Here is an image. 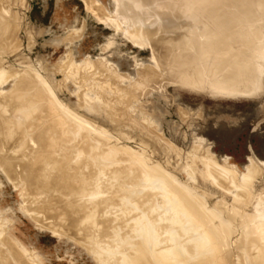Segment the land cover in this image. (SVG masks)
<instances>
[{"label": "rangeland", "instance_id": "1", "mask_svg": "<svg viewBox=\"0 0 264 264\" xmlns=\"http://www.w3.org/2000/svg\"><path fill=\"white\" fill-rule=\"evenodd\" d=\"M99 1L103 4L108 12L115 10V4L113 0ZM153 1L154 3L152 1L148 2L150 3L148 4L149 6L147 5L148 7H145L144 9L145 11H148L146 12L147 14L149 13L148 15L145 14L147 16H145V19L147 18L145 24L151 27L149 30L153 31L155 34L152 36V40L149 41L143 40L142 35L139 36L137 33H135L138 32L139 29L137 26L138 23H135L137 26V31H135L136 27L133 28L134 25L132 26L130 24V26H128V24V27L125 26L128 30L126 33L127 35H125L120 30L116 31L114 27L105 25L103 20L107 18L105 16L107 15L106 12H104L103 16H101L103 11L100 13V10H94L96 11V15L99 14V16H94L86 10V3L82 0H0V71H2L0 77L4 78V82L0 84V100L3 99V97L6 96L10 91H12V89L15 88L17 83L24 76H32L30 77L32 81L34 80L38 83V87L35 89H44L45 87V98L57 101V108L58 105L62 106L60 111L64 112L63 114L66 116V120H72L71 123L74 125L73 133H75L74 136H76L73 137V140H71V143H69L73 145L70 146L71 153L67 152L66 154L65 152L64 154L65 156L69 155L68 157L66 156V158H70V160L68 161L63 155L64 157H62V159L66 160V162L63 160L65 163L57 168H66V170L68 169L67 171L70 173L75 169L76 171L74 170L72 173L73 175L70 174L71 184H73H70L71 188L75 191L79 189L83 192L81 193L78 190L80 194L74 193L75 196L72 195L71 201L74 205L79 207L81 204H83L84 206L82 208L79 207L80 211L79 213L77 212L76 217H74L75 214L72 215L74 218L73 221L70 219L71 225H69L65 220V215H58L61 210L57 212L55 209H47V202H40L45 204L39 206L38 200L41 198V200H44L51 194L48 192H45L44 194H42L43 192H39V194L35 193L37 194L36 197H39L38 200L35 198V194L33 195V193H31V196L29 194L31 191H27L29 189L27 188L29 186H26L28 185L26 183L27 181L23 180L24 178L20 171L21 167L17 166L18 164L15 163L16 158L24 153L23 150H28L26 146H39V143H36L35 140H31L30 142L29 138H27L29 141L27 140L22 145V142L20 143L21 140L15 141L19 143V145L16 143L14 144L18 145L19 147L14 145L13 148H10L5 152L8 157L11 156L8 159V164H6V161L0 157V242L6 241L8 238L10 241L11 239L17 241L22 247L25 246V250L27 249V252H29L25 257L29 260H27V263L25 264H36L37 261V264H113V262L114 264H117V260L118 264H125L127 255H130L128 256L129 258H134L136 253L143 252L141 249H139V247H141L143 250V241L141 242L138 240L139 238L141 240L143 238L141 230L136 231L131 229L132 225L135 223L133 219L136 217L135 215L137 211H132L134 209L130 207L131 202L127 204L128 208H130L128 210L127 208L125 209V207H123L126 206V204H122L123 202L125 203L127 201H123L122 203L119 201L125 197L127 198V196L131 194V192H128L131 188V191H133L135 189H139L140 187L150 188L158 186L160 184V179L165 175L168 176L165 179L179 184L185 190H189L192 193H201L203 195V200L201 201L203 206L211 211L219 208V204L232 205L234 201L232 194L221 190L211 181L206 182L200 175H197L196 182L192 179H189L190 177L188 173L191 170V165H193V162H191V157H188V153L192 151L194 144H196L195 141L202 142L198 138H204L206 142H202V145L205 147V145L208 143L220 159L224 156H228L230 161L236 164L235 166L237 169L239 168L241 172L243 171V174L247 173V167L251 165L250 159L252 158H250V156L254 157L255 160L260 161V164L262 161L263 164H261V167L263 166L262 168L264 169V94L262 93L263 91L261 88L258 87V85L260 86V84H262L260 87L264 89V81L262 80L263 83L259 82L260 84L257 83L259 80H257V76L259 75L261 77L260 79H262L264 78V74L261 75L256 73L259 72L258 64L264 62L262 57H258L261 52L263 54V51H260V54H258L259 51L257 53L255 51L257 54L256 57L263 59L262 61L260 60L259 63V59L254 57L256 54L253 52V49L252 52L254 54L250 56V61L252 62L248 60L251 66L248 62L250 67L248 66L247 73L245 72L246 75L243 74L245 76H241L239 78L240 80L238 79L239 84H241L240 86L238 85L241 89H238L242 91L251 81L254 82V85L257 83L258 85L255 86V88H253L254 85L252 83L250 84H252L251 87L254 89V91H257L256 94L259 93L258 95L260 96L257 97L256 95H252L253 91H251L252 93L249 92L251 96L250 94L247 96L235 95L237 98H234V95L232 94V96L229 95V97L232 98H229L227 94L225 96L228 98H225L224 95H222L223 97H220L221 95L219 94L220 96L218 98L214 95L212 97L211 94L209 95L208 93H205L206 91L204 90L192 91V89L190 90L188 87H186L187 83H185L186 86H181L184 83L182 84V80L175 77V71H173V73L171 72L168 66L170 64L166 63L161 58L164 55H158L165 52V48H161V46H170L173 48L170 45L169 40H174L177 42V40L179 41L180 36L184 35L187 39V44H190L187 46L196 48L193 45L196 41H192L191 37H189V35L192 36V34L189 32L192 33V29L196 27L193 24H196L197 27H200L201 23L197 24V20H195V23L193 18L188 19L192 15H190V17L188 16L186 19V16H183L180 11L179 17L181 18H177L178 15H176V10L172 9V11H170L172 7L171 4L169 5L170 0ZM171 1L170 3H172ZM173 1L175 2L176 0ZM225 1L229 2V0ZM225 3L219 6L215 2V4L220 8L219 9L217 7L218 9H216L218 13H222L224 10L228 11L230 9L234 12V14L241 15L242 11H240L237 7L234 6L231 8L232 6L229 4L226 5L227 3ZM215 4H211L213 8H216V6H214ZM204 5L205 4L202 5V3L201 5L197 4V11L200 12L201 10L205 12V10L202 9ZM224 5H226V7ZM166 6L170 7V12H173L170 15L172 19L169 17L170 13H166L169 12ZM252 9L250 15L253 16L250 19L248 18V20H246L247 18H244L245 15L242 14L241 19H243V21L240 20L235 24V26H233V31H230L229 34L224 35L222 40L219 39L223 42H220L222 45H224L229 39L228 41H230V44L232 43L230 45V49H233V47L235 48L238 45L240 46V36L242 37L243 33L250 29L251 39L254 38L253 41H255L257 38L259 39V41L258 39L255 41L256 45L254 44L255 42L252 43L253 46L258 47L255 49L258 50L261 46H264L262 44L264 40L262 39L263 42H260V38L264 37V11H260L255 6H253ZM174 10L176 12L175 14ZM211 10L212 8L210 11ZM258 10L261 13H258ZM213 11H215V9H213L212 12ZM252 11L256 12V16H254L255 14ZM163 12H165L170 21ZM156 13L158 16H156ZM175 15L176 19L173 17ZM107 16L109 18V15ZM159 16L160 18H158ZM97 17L102 19V21L100 19V21L97 20ZM204 17L205 18L202 19L206 21V15ZM219 17L225 18L222 15H219ZM192 20L194 21L193 23ZM207 21L211 23L210 20ZM247 21L250 23H247ZM251 22H256L255 24L258 25H251ZM2 23L3 26H1ZM121 24L123 23L121 22L120 26ZM126 24L124 22V25ZM248 24H250V28ZM124 25L121 27L124 28ZM139 25L141 26V23H139ZM200 28L199 30L201 31ZM218 28L219 31L222 29L221 26ZM133 29L134 32L132 31ZM129 30L131 32L130 34ZM132 34L134 37L131 36ZM207 34L208 33H203L198 36L199 42L197 45L207 44L209 41L208 37L211 36L210 34ZM260 35L262 36L260 37ZM130 36L133 37V39ZM176 36L177 38H175ZM233 36L235 38H233ZM135 37H137L138 40H143V43H147V41H149L150 44H143L141 41L136 42L134 39ZM205 37L208 39V41H206L207 39ZM161 39L164 41L168 40L167 43L169 45L163 42ZM188 39L190 43L188 42ZM223 39L225 41H223ZM132 40L135 42H132ZM157 40H160L159 43ZM160 42H163V44L161 45ZM138 43L143 44V46L141 44L140 46ZM242 43L244 44L243 41ZM200 45L199 47L201 48ZM198 49L196 50V53L198 52ZM194 50L195 49H193V51ZM200 51L198 52V55H200ZM202 54L205 53L202 52L201 55ZM253 57L255 59H252ZM253 60L255 61L254 66H252ZM256 66L258 69L255 68ZM251 67H254L257 71L253 72V68L250 69ZM248 71L251 73H248ZM144 73L146 75H144ZM230 74H233V71L227 72V76ZM247 75L248 77L251 76L248 80ZM200 76L202 77V75ZM252 76L256 77V81ZM244 78H246V80H244ZM250 79L251 81H249ZM242 80H244V82H242ZM176 81L178 82L177 84ZM245 81H247V84ZM243 83L246 85L245 87L244 85L242 86ZM194 86L196 85L194 84ZM256 87L259 88L261 93L259 92L258 88L256 89ZM41 89L37 91L43 92L44 90ZM248 91H250V89H247V92ZM222 92L224 93V91ZM32 96L35 97V94ZM32 96L28 97L27 94L26 97L32 98ZM33 99L34 98H32V100ZM30 100L31 99H28L29 102H31ZM45 106L46 105H44L43 108H41V106L39 109L45 111ZM0 110L3 112V109L0 108ZM38 110L33 112L34 116H38V114L41 112ZM11 111L8 110L7 112L10 113ZM60 111L59 113L61 114ZM7 112L5 115L9 114ZM65 113L67 115H65ZM15 115L17 117L19 115L18 112L13 111L12 114H9V118L12 116L13 118H11V120L14 122L17 120ZM19 118L20 115L18 116V122L22 121ZM11 126H13V124H11ZM13 128L12 135L14 134L13 132L20 131V128L16 125L13 126ZM76 131L78 134H76ZM84 133L86 135L89 134L88 141L92 140L90 143H88V141L87 143L85 142L88 145L84 146L83 144L85 150L87 149L86 147L90 148V145L94 144L96 139L97 140L95 142L102 141L104 144L99 142L101 147L102 145L104 146L102 148H106L105 146H112L118 149L119 152L116 154V156L118 159L121 158L120 161L123 163H130L129 161H132L136 158V160H138L145 167V169L151 173L152 177L150 176L148 182H143L142 179H126V181H124L125 183L121 182L123 183L121 186H118L120 185L119 183H113V185H117L113 187L112 184L106 181L109 184L107 186L105 180L103 179L108 177V179H111V181L115 180L113 178H109V176H104L100 178L104 182L100 181L98 178H96V180H98L100 184L103 182L107 187L103 186L102 183L101 189L100 187L95 189V187L92 185L98 182L96 180V182L94 181V172L97 166L87 162L82 164L79 162V160H77V158H79L76 156L77 154H74V152L76 153L77 151L76 148H79L82 145L81 142L83 141L82 136H84ZM15 134L10 139H16L18 133L16 135ZM1 137L2 136L0 135V143L3 145L4 141L2 139L3 137ZM1 144L0 147L2 146ZM198 144L200 143L198 142ZM6 147H8V145L5 147L3 145V147H1L3 153L0 150V154H4V149H6ZM81 149L83 148L78 150L83 152ZM62 150L60 152L63 154L64 150ZM98 150L99 149H97V151ZM57 153H59V151ZM62 154L60 155V158ZM86 157L87 156L83 158L82 156V159H80L84 160ZM11 158L12 161L10 160ZM49 164L46 165L47 168L45 167L48 170L53 168L50 166H54V164L51 162ZM78 165L79 167H76L77 169L74 168ZM122 165L123 167L125 166L124 164ZM9 167L13 169L11 170ZM109 167H113V165ZM61 169L59 171H61ZM263 169L261 170L263 171ZM55 170L56 172L58 171L56 168ZM66 170L65 172H67ZM250 170L252 171L253 169ZM9 171H13V173L16 175H11V172ZM255 171L256 168L252 172L254 175L257 174L256 177L253 176L252 179L255 198L253 197L251 199L252 203L247 206L248 208L246 207V211L249 213L253 211V204H256L258 199L264 201V171L262 174H259L260 171L259 173ZM74 173H76V175ZM81 173H86V175H81ZM91 173L94 175L91 178L94 184L91 183V180H88V175L90 174L91 177ZM134 175L138 176L139 178L142 176L140 171L135 172ZM83 176H87V181H89L92 185L90 183L87 184L88 182L86 181V178L82 180ZM78 178L81 179V182L80 179L78 180ZM49 179H51V177ZM81 185H84L85 188H82ZM97 185L100 186L99 184ZM97 185L95 186L98 187ZM111 185L112 189L109 188ZM102 186L106 190H104ZM190 186H196V188L192 190L190 189ZM46 193H48V195ZM146 193L147 191L143 193L142 190L140 196L138 197V194V198L135 197V203L139 208H142V200ZM164 194L168 193L164 191ZM90 195L94 198V200ZM79 200L80 202L78 203ZM157 200L158 201L156 203L158 207L167 203L166 196L158 197ZM163 201L164 203H162ZM219 201H222V204L219 203ZM60 204H62V206H60ZM65 205L66 203L64 204V202L54 204L55 207L60 206V209H62V207ZM44 206L46 209H41ZM49 206L51 205L49 204ZM126 210L128 212H126ZM160 210H162L161 207L159 208L158 212ZM84 211L94 212L93 215L96 213V221L94 220V222L91 220L92 222L90 223L89 221H82L81 216L83 214H80V212L84 213ZM225 214L226 212H222L221 216L225 217ZM38 215H40V217ZM55 215L58 217H55ZM117 219L118 222L116 221ZM134 220H136V218ZM106 221H109L112 225L109 224L110 229L107 230L102 228L105 230V234V232L102 229L99 230V228H101ZM167 222L164 221L163 224L165 226H171V224ZM89 224H95L96 226L92 227V229H86L88 226H90ZM68 225L70 227H68ZM55 228L56 231L58 230V233L55 231ZM68 228H73V230H69ZM198 231H196L197 234ZM241 232L242 230L239 226L235 225L232 228L231 237L227 239L228 244L231 246V253L227 256L226 264H239V262H241V264H250L248 261L249 257L252 258L259 251L258 249H250L248 251L245 246L243 248L239 246L240 243H238L237 240L240 238ZM95 235H98V237ZM189 236H191V234L187 233L183 237V240L187 241L186 238L189 239ZM14 244L17 246L16 243ZM0 245L7 249L6 244L0 243ZM158 246L160 247L161 243ZM169 246H171V244ZM133 247H136L135 249H137V251L139 249L140 251L137 252ZM113 251L114 253L112 254ZM107 252L109 254H107ZM110 254H112V258L110 257L108 259L107 257H109ZM0 255L2 256V254ZM116 255H118L117 258L114 257ZM123 255H125V257H123ZM1 261L3 262L2 258ZM144 261H148V259L146 258ZM215 263L216 262H213L212 264ZM218 263L219 261L217 264Z\"/></svg>", "mask_w": 264, "mask_h": 264}, {"label": "bare ground", "instance_id": "2", "mask_svg": "<svg viewBox=\"0 0 264 264\" xmlns=\"http://www.w3.org/2000/svg\"><path fill=\"white\" fill-rule=\"evenodd\" d=\"M82 1H84L86 3V10L89 13L93 14L94 16L96 15L95 14L96 11L100 10V13H101V11H103L101 13L102 14L101 16H103V13L106 12V14L109 15V18L107 15L104 14L108 19L104 16L106 19L104 18L105 20H103V22H105V25L114 27L116 29V31L120 30L123 34L127 35L126 33L128 32V30L125 26H127L128 24H129L128 26H130V24H131L132 26L134 25L133 28L136 27L135 31H137L136 29L138 26V28H139L138 32H135V33H137V35H139V36L142 35L143 40L151 41L152 36L155 35L153 33V31L149 30L151 27H149L145 24V21L147 20V18L145 19V16L148 15L149 13L147 14L146 12H148V11L144 10L145 7L149 6L148 4H150V3H148V2L152 1L154 3L153 0H150V1H148V0H113L114 4H115V8H114L115 10L114 11L112 10V12H108L99 0H82ZM170 1H169V5L171 4L173 8L171 7V9H170V7L166 6L168 8V11H169V9H170V11H172V9H175L177 12L176 15H178L177 18L180 16L179 11L183 14V16L184 15L186 16V19L188 16L190 17V15H192L188 19L193 18L194 21L195 20L198 21L197 24L201 23V26H202L201 27L199 25L201 27L200 28V27H197L196 24H193L196 27L194 29H192V33L189 32L190 34H192V36L189 35V37H191L192 41L193 42L196 41V42H194V44L192 43L196 47V48L192 47L193 49H195L194 50L195 52L193 51L191 46H187L190 44H187V39H186L185 35L180 36L179 41L177 40V42L174 40H169L170 45L173 48H171L170 46H168V47H162L161 46V48H165V50H164L165 52L162 51L163 54L161 53L162 55L160 54L158 56L164 55L163 56L164 58L163 57H161V58L166 63L170 64L168 66H169V69L171 70V72L173 73V71H175V74H176L175 77L177 79H181L183 81L182 82L180 80L182 84L184 83L181 86H186L185 83H187L186 87H188L190 90L192 89V91H194V90L203 91L204 90V91H206L205 93H208L209 95L211 94L212 97L214 95L218 98L220 95H221L220 97H223L222 95H224L225 98H228L229 95L232 96V94H233L234 98H237V97H235V95L236 96H247L250 93H252L251 91H253V93H254L255 91L253 88H255V86L260 84L259 82L263 83L262 80L264 81V78L260 79L261 77L258 75L259 78L257 76V80L258 79L259 80L257 82L258 84L256 83V85L253 84L254 82L251 81V79H253V78H251L249 81H251L250 83H252L254 85L253 88L251 87L252 84L248 83V85L250 86V88H249L248 85L246 86L243 83L242 86L243 85H244V87L246 86L243 89V91L238 89V88H240L239 86L241 85V84H239L238 79L241 76L244 77L246 75L247 70H248L247 68L249 65L251 66L250 62H252V61H250L251 60L250 56L252 54H254L255 51H256V53L259 51L258 54H260V51H263V54H264V49H263L264 46L263 47L261 46L258 50L255 49L258 47L253 46L252 43L255 42L258 38L255 39V41H253L254 38L251 39V36H250L251 30L250 29L245 31L243 33L242 37L240 36V38H241L240 39V41H241L240 46L239 45L237 46V44H236L237 47H235V48L233 47V49L232 48L230 49V45L232 43L230 44V41H228L229 39L225 42L224 45H222L223 42L220 41L219 39L222 40V37H224V35H227V34H229L230 31H233V29H234L233 26H235V24L238 23L240 20L243 21V19H241L242 14L245 15L244 18H247L246 20H248V18L250 19L253 16V15L252 16L250 15V12H251V9L253 8V6L258 8L260 11H264V0H229V2L231 4L225 0H176L175 2L172 0L171 1L172 3H170ZM215 2L219 6L223 5L226 2L227 3V4L225 3L226 5L229 4L230 6H232L231 8H233L235 6L240 11H242V13H241V15H239V14L236 15L230 9L228 11L224 10L222 13H218L216 9H218L219 7H218V5L215 4ZM201 3H202V5L205 4L204 7L202 8L205 10V12L200 10V12H201L200 13L197 11V4L201 5ZM213 3L215 4L214 6H216V8H213V6L211 5ZM157 4H155V5H157ZM166 5H168V4H166ZM226 5H224V6L226 7ZM201 7H200V9H201ZM167 8H166V10H167ZM211 8H212V10L215 9V11H213V12H212V10L210 11ZM177 9H178V11H177ZM94 10H96V11H94ZM175 10H174V14L176 13ZM170 11L166 12V13H170L169 17L172 19V17L170 15L173 12H170ZM260 11L258 13H261ZM252 12L255 14L254 16H256V12H254V11H252ZM1 13H3V12H1ZM163 13L165 14V12H163ZM110 14H111V16H110ZM1 15H3V14H1ZM176 15L173 17L175 18ZM203 15L204 16L206 15V19L210 20L211 23L208 22L207 20L206 21L203 20L205 18ZM219 15H222L225 18H220ZM96 16H99V14ZM101 16H100V18H101ZM156 16H158V14ZM165 16H166V14H165ZM2 17H4V16H2ZM97 18H98L97 20L100 19L99 17H97ZM158 18H160V16ZM179 18H181V17H179ZM167 19H168V17H167ZM100 20L102 21V19H100ZM120 21L123 23V24H121L122 27L124 25V22H125V24L127 23L126 25H124V28H122L120 26V23H121ZM127 21L130 23H128ZM194 21L192 20V23ZM166 22H167V20H166ZM244 22H245V20H244ZM3 23L1 26H3ZM135 23L136 24L138 23V25L136 26ZM139 23H141V26L139 25ZM168 23H171V22H168ZM178 23H179V21H178ZM189 23H190V21H189ZM195 23H196V21H195ZM247 23H250V22L247 21ZM255 23L256 22H254V23L251 22V25L254 24L257 26L258 24H255ZM245 24H246V22H245ZM248 25L250 28V24H248ZM220 26L222 29L219 31L218 27H220ZM9 27H10V25H9ZM154 27H153V29H154ZM199 28L201 29V31L199 30ZM153 29H151V30H153ZM8 30H9V28H8ZM132 31L134 32V29ZM130 33L131 32L129 30V34ZM203 33H208L207 35L210 34L211 39H210V37H208L209 38V41H208V39L205 37L207 39L206 41H208V42L206 45H204V44L200 45L199 44L201 46V48H200L199 45H197V43L199 42L198 36H200ZM253 33H254V30H253ZM251 35H253V34H251ZM131 36H133V34ZM214 36H215V38H214ZM261 36L262 35H260V37ZM133 37H131V38L133 39ZM175 38H177V36ZM233 38H235V37L233 36ZM134 39L136 40V42L141 41V39L138 40L137 37H135ZM224 39H226V38H224ZM224 39H223V41H225ZM238 39H239V37H238ZM262 39L264 40V37L260 38V42H263ZM143 40L141 41V43H143ZM149 41H147L148 44H150ZM157 41L159 43L160 40H157ZM162 41L165 42L166 44H168L167 43L168 40H166V41L162 40ZM242 41L244 42V44L242 43ZM258 41H259V39H258ZM132 42H135V41L132 40ZM163 42H160L161 45L163 44ZM171 42H172V44H171ZM188 42H189V39H188ZM220 42H222V43H220ZM141 43H138V44L140 45ZM145 43H143V44H145ZM195 43H196V45H195ZM143 44H141V45L143 46ZM254 44L256 45V42ZM258 44H260V43H258ZM262 44L264 45V42ZM202 45H204V46H202ZM164 46H165V44H164ZM197 49H198V52L201 50L200 55H198V52L196 53ZM253 49H254V51H253ZM261 49H263V50H261ZM202 52L205 54L201 55ZM261 54H262V52H261ZM263 54L261 56L259 55L258 57H262L264 59ZM256 56H257V54L254 57H256ZM254 57L252 59H255ZM258 57H256V58H258ZM262 58L261 59L258 58L259 63H260V60L261 61L263 60ZM223 62H224V64H223ZM248 62H249V65H248ZM254 63H255V61L253 60L252 66H254ZM77 66H79V65H77ZM170 67H172V68H170ZM255 68L256 69L259 68V70H258L259 72H256L257 70ZM255 68L251 67L250 69H252L253 72L255 71L256 73H259L261 75L264 74V62H262L261 64H258V68H257V66ZM229 71H233V74H230L231 76L230 75L227 76V72H229ZM249 71H248V73H251ZM253 72H252V74H253ZM1 73H2V71H0V74ZM243 74H245V75H243ZM144 75H146V74L144 73ZM200 75H202V77ZM30 77H32V76H30ZM30 77L24 76L17 83L15 88L12 89V91H10L6 96L3 97V99L0 100V108L3 109V112H1L2 110H0V112H1V115H0V135L3 137V138L2 137L1 138L4 141V142L2 141L4 143L3 144L4 147L6 145H8V147H6V149L3 148L4 154H0V157L4 161H6V164H8V159L11 156L8 157L5 152H6V150L13 148L14 145H16V144L19 145V143L15 142V141L21 140L20 143L22 142L21 143V145H22L23 143H25L28 140L27 138H29L30 142H31V140L32 141L35 140L36 143H39V146H35V145L29 146V147L26 146L28 148V150H26V151L23 150L24 153L21 152L23 154L22 155L19 154L20 156L16 158L15 163L18 164L17 166L21 167L20 171H21L23 178H24V179L23 178H21V179L27 181L26 183L28 185H26V186H29V187H27V188H29L27 191H29V190L31 191L29 193L30 195H31V193H33V195L35 193L39 194V192L40 193L43 192L42 194H44L45 192L50 193L51 194L50 196H47L48 193H46L47 198L45 197L46 199H44V200H41L42 198L38 200L39 197L38 198L36 197L37 194L34 195L35 198H37V200L39 201V206L42 204H45L47 202L46 203L47 209H50V210L55 209V211H57V212L61 210V212L58 213V215L59 214L65 215V217H66L65 220L68 222L69 225H71V223H70L71 220L73 221V218L76 217L77 212L79 213L80 208H82L84 206L83 204H81L79 206L80 207L79 208L76 205H74L73 202L71 201L72 195L75 196V194H77V193H79V194H80V192L83 193L79 189L78 190L80 192H78V190L75 191L74 189L71 188V185H73V184H71L70 174H72L75 170L74 168H76V167L78 168L79 165L75 166L73 168L74 169L73 172H71V173L69 171H67L68 169L66 170V168H64V169L62 168L63 170L60 168L61 171H59L60 169H58V168H59V166H61L63 163L66 162V160L62 159V157L65 156L64 155L65 152H66V154H67V152L71 153L70 146L72 144H69V143H71V140H73V137H76V136H74L75 133H73V129H74L73 126L74 125H72V123H71L72 120L71 121L66 120V116H64V114H63L64 112L60 111L62 106L58 105V108H57V104H58V103H56L57 101L52 100V99L49 100V99L45 98V95H44V92L46 94V90H44L45 87H44V89H41V88L35 89L38 87V83L35 82L34 80L32 81V79ZM172 77H174V76H172ZM247 77H248V75H247ZM250 77H248L247 80ZM252 77H254V76H252ZM255 78L256 77H254V79ZM241 79H243V78H241ZM244 80H246V78H244ZM244 80H242V82H244ZM255 81H256V79H255ZM3 82H4V78L0 77V84ZM246 82L247 81H245V83ZM177 83L178 82L176 81V84ZM194 84L196 86H194ZM261 85L262 84H260V86ZM260 86L258 85V87L261 88V90L263 91L262 93L264 94V89ZM258 87H256V89ZM246 88L248 90L250 89V91L247 92ZM259 88H258V90H259ZM40 89L44 90V91L43 92L37 91ZM251 89H253V90H251ZM31 91L33 92V94H35V97L32 96L33 94ZM200 91H199V93H200ZM222 91H224V93L225 92H227V93L224 94ZM30 92H31V94H30ZM195 92H197V91H195ZM256 92L254 94L252 93V95H256L257 97L260 96V95H258L259 93L256 94ZM259 92L261 93L260 90H259ZM27 94H28V97L32 96V98H34L33 99L34 101L32 100V98L26 97ZM49 95H51V94H49ZM225 95H227L228 97H226ZM250 96H251V94H250ZM229 98H232V97H229ZM28 99H31L30 100L31 102H29ZM44 105L47 106V107L45 106V108H44L45 111H42L41 109H39L41 106H42L41 108H43ZM59 107H60V109H59ZM11 109H12V111H11ZM38 109L41 112L38 114V116L37 115L34 116L33 112L37 111ZM8 110L11 111L10 112L11 114L13 113V111L18 112V114L20 115L19 119H21L22 121L18 122V116L19 115L17 117L15 115V117L17 118L16 122L11 120V118H13V117L11 116V118H9L10 113L7 112ZM59 111L61 112V114L59 113ZM6 112L9 114L5 115ZM70 113H71V111H70ZM65 115H67V114L65 113ZM21 116H22V118H21ZM14 120H15V118H14ZM11 124H13V126L16 125L17 127L20 128L19 132H13L14 134L18 133L16 139H13V138L10 139L14 135V134L12 135L13 126H11ZM79 125H81V124H79ZM75 128H76V126H75ZM76 134H78V132ZM88 135H86L84 133V136H82L83 137V139H82L83 141L81 142L82 145H81V147L76 148L77 151L75 149L76 153L74 152V154L75 155L77 154L76 156L79 157V158H77V160H79V162H81L82 164L87 162V163H92L95 166H97V168L95 169L96 173L94 172V175L96 177L93 175V173H91L92 174L91 177L89 174L88 175L89 181L91 180L92 176H94V178H95L94 181L96 180V178H98L100 181L105 180V182L107 181L108 183H110L112 185H113V183H117V184L119 183L120 185H118V186H121L123 183H125L124 181H126V179L127 180L128 179L129 180L142 179L143 182L149 181L151 173L148 172L147 169H145V167L138 160H136V158L133 159L132 161H129L130 163H127V162L123 163L122 161H120L121 158L118 159L116 156V154H118V152H119L116 147L105 146L106 148H102L104 146L102 145V147H101V145L99 144L100 141L95 142L97 140L96 139L95 141L93 140L94 144L90 145L91 146L90 148L86 147L87 149L85 150L84 146L88 145V144H86L88 141V137H89ZM198 139L204 143L206 142V140L204 138L203 139L198 138ZM11 140H12V142H11ZM89 140H90V138H89ZM196 140H197V138H196ZM91 141H88V143H90ZM0 142H1V139H0ZM198 142L200 144H198ZM202 142L195 141L196 144H194L192 151L190 153H188V157H191V162H193V165H191L192 166L191 170L188 173V175L190 177L189 179H192L193 181L196 182L197 181V178H196L197 175H200L202 177V179L205 180L206 182L211 181L213 184H215L221 190H223L225 192H229L230 194H232L233 200H234L232 205H226V204L220 205L219 204V208H216L215 210L211 211L208 208H205L203 206V203L201 202L203 200V195L201 193H192L189 190H185L179 184L165 179L168 177L167 175L162 176V178L160 179V184L158 186H155V187H150V188L149 187L148 188H141L140 187L137 190L135 189V190L131 191L132 188L130 186L131 189L128 192L129 193L131 192V194L128 195L127 198L125 196H123L125 198L121 199V201H119V202L122 203L123 201H127L125 203L124 202L122 203V204H126V206L129 202H131L130 207H132L134 209V210H132V209L131 210L137 211V213L135 215L136 220H134L135 218L133 219V221L135 223L132 225V227L131 226L130 227L132 230H136V231L141 230L142 231V238L143 239L141 240L139 238L138 240H140L141 242L143 241L142 242L143 250L141 247H139V249H141V251H143V252L142 253H136V256H134V258L133 257L129 258L128 256H130V255H127V258H126L127 260H125L126 263L124 262L125 264H212L213 262H216L215 264H217L218 261H219L218 264H220V263L226 264L227 263V256L231 253V248H230L231 246L228 244L227 239L229 237H231L232 228L235 225L239 226L242 230L241 236L237 240L238 243H240L239 246L242 248L245 246V248L248 251L250 249H255V250L258 249L259 250L255 256H253L252 258L249 257V259H248L249 263L250 264H264V201L258 199L256 204H253V208H254L253 211L250 213L246 211V207L252 203L251 199L254 197V187H253L252 179H253V176L256 177L257 174L254 175L252 172L256 168L257 173H259V171H260L259 174H262L264 169L262 168L263 166L261 167V164H263V162L261 161V164H260V161L255 160L254 157L250 156V158H252V159H250L251 165L250 166L247 165L248 166L247 170H246L247 173H245V171H244L245 174H243V171L241 172V170H239V168L237 169V167L235 166L236 164L232 163L228 156H224L220 159L218 157V155L212 150L211 146L208 143L204 147V145H202L203 144ZM14 143H16V144H14ZM102 143L104 144V142H102ZM27 144H28V142H27ZM58 144H60V145H58ZM83 144H84V146H83ZM3 145L1 147H3ZM18 145H16V147H19ZM1 147H0V150H1ZM26 147H25V149H26ZM80 148H83L85 151L83 149H81L83 152H80V150H78ZM118 148H120V147H118ZM60 149L64 150L63 154L60 152L61 151ZM97 149H99V150L97 151ZM119 150H121V149H119ZM2 151L3 150H1V152ZM58 151H59V153H57ZM61 154H62V156L60 158ZM56 156H58V157H56ZM66 156L68 157L69 155H66ZM66 156H65V158H66ZM82 156H83V158H85V156H87V157H86V159L81 160ZM25 157H26V159H25ZM10 160L12 161V158ZM67 160L69 161L70 158ZM118 160L122 163H120ZM48 162L53 163L55 168L58 171L56 172L53 165L50 167H53L54 169L53 168L52 169L49 168L50 170L46 169L47 168L46 165L49 164ZM257 162L259 165L257 164ZM119 163H120V165H119ZM111 164L113 165V167H109V166H112ZM122 164H124L125 166L123 167ZM12 167H14V166H12ZM257 167H258V169H257ZM260 167H261V169H263V171L260 169ZM9 169H11V168L9 167ZM250 169H253V170L251 171ZM65 170L69 173L65 172ZM139 171L142 174V176H140L141 178L134 175L135 172H139ZM9 172H11V175H13V176L16 175L15 173H13V171H9ZM76 173H74V174L76 175ZM17 174H19V173H17ZM84 174L86 175V173H84ZM84 174L81 173V175H84ZM102 174H103V176H102ZM104 176H109V178H113L115 181H111V179H108V177L107 178L105 177L107 180L106 179H103V180L100 179ZM50 177H51V179H49ZM83 177H82V180H84L87 176H85L84 178ZM156 178H157V176H156ZM79 179L80 178H78V180ZM86 181H87V178H86ZM86 181H85V185H86ZM89 181H87L88 182L87 184L90 183ZM91 181H92L91 183L94 184L93 180H91ZM96 181H98V180H96ZM80 182H81V179H80ZM103 182H101V184ZM107 182H106V184L108 186L109 184ZM121 182H123V183H121ZM97 184H99L100 186H98ZM101 184L98 181L92 186H94L95 189L99 188V187L101 189ZM106 184L103 183V186H105ZM95 185H97L98 187H96ZM112 185L109 188L112 189ZM81 186H82V188H85L84 185H81ZM103 186H102V188H104ZM107 186H105V187H107ZM115 186H117V185L116 184L113 185V187H115ZM195 188H196V186H194V187L190 186V189H192V190H194ZM52 190H54V191H52ZM104 190H106V189L104 188ZM113 190H115V189H113ZM142 190H143V193L145 191H147V193L142 200V203H143L142 208H139L137 206V204L135 203V197H137L138 194H139L138 195V197H139ZM164 191H166V193H168V194H164ZM124 193H127V192H124ZM98 194H97V196H98ZM40 196H41V194H40ZM161 196H166L167 203L164 205L162 204V206H160L162 210H160L158 212L160 207L157 206L156 202L158 201L157 200L158 197H161ZM86 197H89V196H86ZM121 197H122V195H121ZM80 198H82V197H80ZM117 199H120V198H117ZM93 200H94V198H93ZM40 202H45V203H40ZM61 202H64V204L66 203V205L63 206L62 209H60L59 207L62 206L63 203L60 204V206H56V207L54 206V204H59ZM79 202H80V200L78 201V203ZM221 202L222 201H219V203H221ZM162 203H164V201ZM49 204L51 206H49ZM122 204H121V206H122ZM104 206H105V203H104ZM126 206H123V207H125V209L127 208L129 210L130 208H128V206L127 207ZM120 207H119V209H120ZM44 208H45V206L42 207L41 209H44ZM131 210H130V212H131ZM107 212H105V213H107ZM126 212H128V211L126 210ZM222 212H226L225 217L221 216ZM55 214H57V213H55ZM73 214H75L74 217H72ZM80 214H83L81 216L82 221H84V220L87 222L89 221V223L94 221V220L96 221V219H95L96 213H95V215H93L94 212L84 211V213L80 212ZM40 215H38V216L40 217ZM56 216L57 215H55V217ZM105 216H107V215H105ZM108 216H109V214H108ZM145 216H147L149 218H147ZM137 217H138V219H137ZM151 218H153V219H151ZM118 219H120V218H118ZM118 219L116 220L117 222H118ZM217 219H218V221H217ZM164 221H166V222L170 221L167 223L171 224V226H165L163 224ZM61 223H62V220H61ZM60 224H58V225H60ZM109 224H111V223L109 221H106L103 224V226L101 228H99V230H101L102 228H105L106 230L110 229ZM69 225H68V227H70ZM89 225L90 226H88V228H86V229H92V227L96 226L95 224H89ZM68 229L73 230V228H71V229L68 228ZM86 229H85V231H86ZM102 230L105 232L104 229H102ZM119 230H120V228H119ZM55 231H56V228H55ZM196 231H198V234L196 233ZM56 232L58 233V230ZM104 232H103V234H104ZM119 233H120V231H119ZM187 233L188 234L190 233L191 236H189V239L186 238L187 241H184L183 237ZM105 234H106V232H105ZM193 234L196 236H194ZM95 236L98 237V235H95ZM223 241H225V242H223ZM169 242H171V243H169ZM0 243L7 245L6 246L7 249L3 248V246L0 245V254H2V256L0 255V261H1V258L3 260V262L1 261L0 264H25V263H27L26 261L29 260V259L25 258L27 253H29V252H27V249L25 250L24 245H23L24 247H22L19 245V243L17 241L12 240V239L10 241V240H8V238L6 241H2ZM14 243H16L17 246H19V247H17ZM160 243H161V246L159 247L158 245H160ZM162 243H163V246H162ZM170 244L172 247L169 246ZM138 246H140V245H138ZM156 246H158V247H156ZM133 248L135 249L136 247H133ZM139 249H138V251H140ZM135 250L137 251V249H135ZM131 251H132V248H131ZM113 253H114V251L112 252V254ZM107 254H109V253L107 252ZM112 254H110L109 257H107V258L108 259L110 257L112 258V256H111ZM121 254H125V253H121ZM117 256L118 255H116L114 257L117 258ZM123 257H125V255H123ZM146 258L148 259V261H144ZM108 261H111V260H108ZM114 261H115V259H114ZM37 262H36V264H37ZM30 264H32V263H30ZM113 264H114V262H113ZM117 264H118V260H117ZM239 264H241V262H239Z\"/></svg>", "mask_w": 264, "mask_h": 264}]
</instances>
